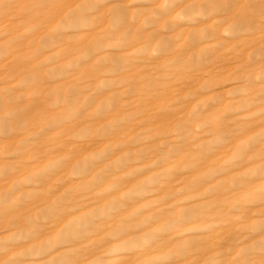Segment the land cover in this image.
Wrapping results in <instances>:
<instances>
[{
	"label": "rangeland",
	"instance_id": "1",
	"mask_svg": "<svg viewBox=\"0 0 264 264\" xmlns=\"http://www.w3.org/2000/svg\"><path fill=\"white\" fill-rule=\"evenodd\" d=\"M0 264H264V0H0Z\"/></svg>",
	"mask_w": 264,
	"mask_h": 264
}]
</instances>
